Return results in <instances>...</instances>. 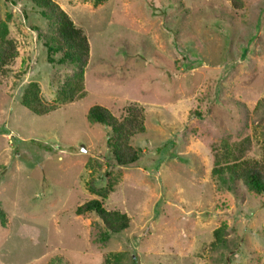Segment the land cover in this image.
<instances>
[{
	"label": "rangeland",
	"instance_id": "1",
	"mask_svg": "<svg viewBox=\"0 0 264 264\" xmlns=\"http://www.w3.org/2000/svg\"><path fill=\"white\" fill-rule=\"evenodd\" d=\"M56 1L89 42L86 95L35 115L21 102L27 84L52 100L73 67L48 62L37 6L0 0L17 51L0 73V264H107L115 252L120 264H264V194L212 173L223 140L250 135L248 156H263L264 0ZM132 103L142 152L120 166L110 129L86 112L121 117ZM107 172L104 206L130 226L101 241V220L75 208L99 198L89 186L104 187ZM219 227L224 245L212 244Z\"/></svg>",
	"mask_w": 264,
	"mask_h": 264
},
{
	"label": "trees",
	"instance_id": "2",
	"mask_svg": "<svg viewBox=\"0 0 264 264\" xmlns=\"http://www.w3.org/2000/svg\"><path fill=\"white\" fill-rule=\"evenodd\" d=\"M39 8V12L48 22L49 31L38 30L37 34L46 48L48 62L69 63L73 74L65 76L61 87L52 100H46L36 82H29L22 94V105L35 115L46 114L57 107L74 102L86 95L84 88V68L89 56V42L83 30L76 27L69 15L60 7L56 0H30ZM238 6L236 0H231ZM7 26L0 22V73H5L8 64L16 56V43L7 36ZM59 53L55 59L54 54ZM264 108V96L257 102ZM86 118L91 124H101L110 129L107 144L114 162L120 166L135 164L142 152L140 147L131 144L130 139L135 134L144 131L143 108L137 104L125 106L121 117L115 116L107 107L100 104L91 105ZM251 136L247 135L238 141L223 140L214 151L212 173L225 182H242L249 191L264 194V134L262 136L263 156L260 158L248 156ZM108 182L102 188L89 189L99 198L88 199L75 208L76 214L94 213L102 222L104 230L99 240L105 241L113 234L119 233L130 226V218L118 209H107L103 199L113 191L114 181L107 172ZM7 213L0 203V224L5 226ZM222 227L214 230L215 241L212 244L224 245L221 237ZM217 241V242H216ZM105 259L107 264H120L122 253H110ZM60 260L59 258H55Z\"/></svg>",
	"mask_w": 264,
	"mask_h": 264
},
{
	"label": "water",
	"instance_id": "3",
	"mask_svg": "<svg viewBox=\"0 0 264 264\" xmlns=\"http://www.w3.org/2000/svg\"><path fill=\"white\" fill-rule=\"evenodd\" d=\"M82 148H83V146H82Z\"/></svg>",
	"mask_w": 264,
	"mask_h": 264
}]
</instances>
